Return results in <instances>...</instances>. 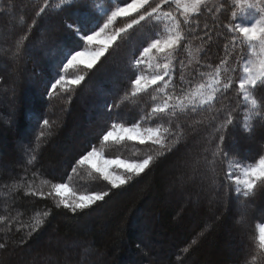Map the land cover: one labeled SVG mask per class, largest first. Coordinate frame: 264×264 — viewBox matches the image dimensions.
Wrapping results in <instances>:
<instances>
[{
    "label": "trees",
    "instance_id": "16d2710c",
    "mask_svg": "<svg viewBox=\"0 0 264 264\" xmlns=\"http://www.w3.org/2000/svg\"><path fill=\"white\" fill-rule=\"evenodd\" d=\"M94 2L0 0V264H264L258 237L264 185L258 180L255 194L243 197L228 172L232 159L253 163L264 156V122L249 119L236 87L248 52L243 38L225 27L234 21L233 5L202 7L186 21L177 15L185 38L173 52L167 87L158 82L133 95L140 71L134 75L129 66L162 33L163 22L133 25L136 13L119 18L114 26L125 31L93 69L65 68L68 56L84 47L82 36L100 21ZM217 66L231 86L221 85L211 104L187 101ZM77 75L81 83L57 85L49 97L61 76ZM252 95L264 100V87ZM165 101L179 106L142 119ZM109 104L118 107L110 111ZM229 114L233 121L225 126ZM137 121L158 128L170 151L102 140L113 123ZM93 145L106 157L153 161L130 183L111 189L91 167L76 164ZM57 184L75 194L111 192L72 213L52 192Z\"/></svg>",
    "mask_w": 264,
    "mask_h": 264
},
{
    "label": "snow or ice",
    "instance_id": "6c2138e0",
    "mask_svg": "<svg viewBox=\"0 0 264 264\" xmlns=\"http://www.w3.org/2000/svg\"><path fill=\"white\" fill-rule=\"evenodd\" d=\"M168 2L169 0H159V2L153 6L152 0H132L131 3L124 4L123 6L116 7L114 10H112L111 14L107 16L104 27L107 28L108 24H111L118 17L127 16L129 13H136L139 16V20L132 21L133 25H138L141 21H151L153 18H155L158 23L161 20L163 6ZM202 7L203 0H191V3L184 7L183 12L185 14H198L202 10ZM247 7L254 9L261 19L257 20L256 22H250L243 19L242 17L245 15V13L242 7L240 14H233V20L235 23H230L229 25H225V27H227L229 32L234 34V38L235 36H242L245 38L246 43H258L259 53H264V0H253L252 3L247 4ZM41 12H43V9H41ZM162 15L163 18L167 19L170 24L172 23V20L175 19L171 17L170 12L162 13ZM153 26L155 27L156 25ZM66 27L71 28L72 25L68 24ZM127 27H132V25H128ZM180 27V22L176 21L172 28L169 29V34L165 39H160L158 34L155 38H152L151 41L148 42L146 46H143L139 51V56L133 57V62L129 66L130 71L134 75L136 72L141 71L144 68L145 56L150 52L159 55H166L167 53L176 51L179 47H182L185 37L180 33ZM101 31H103V29H101ZM124 31V28L118 29L117 35L108 37V40H117L118 34L123 33ZM95 35H98V33H94L93 36H86L85 39L91 42ZM189 35H191V33H189ZM259 53H257V55H259ZM78 55H80V53L73 54L68 59V63L65 64L64 67L67 68L68 65L72 64ZM92 55L93 61L87 65L89 70L93 69L94 66H96V64L99 62L97 58L106 56L107 53L105 52V48L102 47L99 49V51H96ZM221 63L223 64L225 61H221ZM157 67L159 68V72H162L163 75L155 74L151 77V79H143L140 75H135V79L132 80V84L134 85L136 91L133 93V95L146 91L149 85H157L158 82L163 83L165 87H167V80L171 79L169 75L170 65H157ZM172 71H174V69H172ZM244 73V77L238 80L236 87L243 93L244 100H250V105L247 108V111L250 113L249 119H259L264 122V100H257L255 96L252 95L257 87H264V58L259 59L258 66L254 62H249V65L244 67ZM221 75L222 72L220 71L219 66H217L216 71L212 73V82L206 85H201L200 90L197 93L192 94V98L194 100L199 99L201 105L213 103L218 91L221 88V85L223 86V89H227L231 86V82H229V84H223V81L220 79ZM63 79L64 77L61 76L59 80H56L55 83L51 85V89L48 91L49 97L52 95L51 90L56 89L57 85L61 84ZM83 79V77H80L79 79L72 81V83L79 84ZM170 99L171 97H169V100ZM178 106L179 105H174L168 101H165L163 106L153 107L151 112L146 113L142 119L159 118ZM107 107L111 111L114 107H118V105L114 106L109 104ZM232 121L233 117L231 114H229L225 126L231 124ZM43 123L47 126L50 122L45 119ZM252 126H254V124L249 125L247 130L250 131ZM41 135H43V133H41ZM102 138L106 142L110 140L117 143L121 141H130L141 146H158L160 149L170 151L167 146V141L164 138V134L159 129L146 128L141 130L139 127V121H137V123L132 127H124L121 123H113L110 130H107L103 133ZM220 139L223 141L224 137L221 136ZM163 154V152H158L156 155L160 156ZM99 155L100 154L96 151V148L93 145L90 150L79 157V159L76 161V164H92V158L98 157ZM152 161V156L133 162H127L123 159L112 160L100 158L99 163L92 164V167L97 173L101 175L103 180L107 181L111 185V189H116L130 183L135 177H138L144 173L151 166ZM112 165L126 169L128 176L125 178L122 176L113 175V173L108 170L109 166ZM73 170H75V168H73ZM245 174L248 176V179H245L242 182L237 179V183L243 184V189L237 187L236 193L242 194L243 197H249L255 194L258 187V180L260 181V185H264V156L260 157L259 163L256 167L248 169ZM229 175L232 174L229 173ZM53 187L55 188L56 192L59 193L62 185H54ZM111 189L100 193H94L92 195L81 196L79 197L78 202H69L64 198H61L60 205L66 209H69L72 213H77L78 211L91 208L98 201H102L105 197L110 195ZM36 223L39 225L42 223V221H37ZM259 239L260 248L264 249V229H262V234L260 235ZM193 243H195V241ZM0 247H2V245H0ZM250 255H252L253 260L256 259L254 254L250 253ZM260 255L264 256V251H262ZM244 264H248V261L246 260Z\"/></svg>",
    "mask_w": 264,
    "mask_h": 264
},
{
    "label": "rangeland",
    "instance_id": "374dc122",
    "mask_svg": "<svg viewBox=\"0 0 264 264\" xmlns=\"http://www.w3.org/2000/svg\"><path fill=\"white\" fill-rule=\"evenodd\" d=\"M65 1H69V0H65ZM110 1L113 3L111 8L104 5V4H106L105 0H97V2H94V4H93L94 8L97 9L96 12H97V14H99L98 16L101 17L100 21L98 23H96V25H93L94 27L89 31V33H87L86 35L82 34L83 35L82 40L84 41V47L81 50H78V51H76V52H74L68 56L65 64L68 63V59L73 54L80 53V55H78L76 57L75 61H73L72 64L68 65L67 68L75 67L77 65L87 66L90 62L93 61V55H92L93 53H95L96 51H99V49L102 47H104L105 51H106V49L112 44V42H114V41H109L108 37L113 36V35H117V30L120 28H117L116 26H114V23L116 20H118L119 18H122V17H118L111 24H108L107 28H105L104 24L107 20V16L110 15L111 11L114 10L116 7H121L124 4L131 3L132 0H128L125 2L123 1V3H120V4L115 3L116 0H110ZM224 1H227L233 5V7L231 9L232 18H233V14H240L241 8L243 7L244 13H245V15L242 17L243 19L250 21V22H256L257 20L261 19V17L256 13V11L254 9L247 7V4L252 3L253 0H203V8H205L207 10L208 9L210 10L212 8L218 9V6L220 5V3L224 2ZM190 3H191V0H169V2L165 4V5H173L175 8H174V11L162 10V13L170 12L171 17H173L175 19L172 20V23L170 24L167 19L163 18V15L161 13V20L163 22V31L159 35L160 39H165L167 37V35L169 34V29H171L172 26L175 24V22L178 21L177 15L179 17H181L184 21H186L190 17V15L193 14V13L185 14L183 12L184 7ZM132 14H135V13H129L127 16L132 15ZM231 23H235V21H233ZM101 29H103V31H101ZM179 31H180V29H179ZM94 33H98V35H95L91 42H89L87 39H85L86 36H93ZM180 33H181V31H180ZM243 40L245 41V38H243ZM246 45H247V52L248 53H247L246 57L243 59V61H241V65H242L241 72L242 73H241L240 78L244 77V75H245L244 67L246 65H249V62H254L258 66L259 59L264 58V53H259L258 43H254V44L246 43ZM173 52L174 51L169 52L166 55H159V54L151 53V52L146 54L145 60H144V68L140 71L139 75L143 79H151V77L155 74L163 75L162 72H159V68L157 67V65L163 66L164 64L170 65V72H171V70H172L171 60H172ZM257 53H259V55H257ZM170 72H169V75H170ZM78 77H79L78 75L76 77H69V78L64 77L63 81L59 85L70 84V83H72V81L77 80ZM212 79H213L212 76L210 78H207L206 84L211 83ZM206 84H202V85H206ZM200 85L194 86L192 91L188 92L189 99L187 101H189V100L194 101V99L192 98V94L197 93L200 90V88H201ZM163 87L165 88L164 84H163ZM201 98H203V97H201ZM196 100H199V99H195V101ZM246 102L248 105H250V100H248ZM161 106H163V105H161ZM124 127H132V125L131 126H124ZM139 127L141 128V130L146 129V127H141V126H139ZM152 129H158V128H152ZM102 140H103V138H102ZM110 141H112V140H110ZM61 148H64V145ZM61 151H63V150H61ZM61 151H60V153L63 154L64 152H61ZM96 151L100 155L98 157L92 158V164L99 163L100 158L112 159V160L123 159V158H119V157H106L101 152V149H96ZM58 153H59V151H58ZM123 160H125L127 162L138 161V160H127V159H123ZM258 163H259V160H257L256 162H253V163H244V162H241V161L235 160V159L230 160V162L228 163V172L232 174V175H229V177H230V179L234 185L235 190L237 187H240L241 189H243V184L237 183V179L241 182L245 179H248V176L245 173L247 172L248 169H250L252 167H256L258 165ZM92 164H86V165L91 167V169L95 170L92 167ZM108 170L111 171L113 173V175H118V176H122L125 178L128 176L126 169L119 168L115 165L109 166ZM57 185H62L60 192L57 193L55 188H53L52 192L57 195L59 202H60L61 198H64V199L68 200L69 202H73V201L78 202L79 197L92 195L95 193L94 192V193H89V194H75L69 189V187L66 184H57ZM262 229H264V222L258 224V237H260V235L262 234ZM25 257L26 258H32V256H30L27 253L25 254Z\"/></svg>",
    "mask_w": 264,
    "mask_h": 264
}]
</instances>
